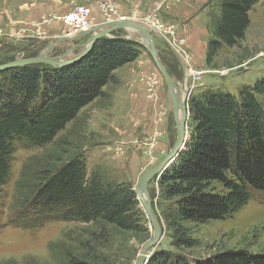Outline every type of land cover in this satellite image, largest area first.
Masks as SVG:
<instances>
[{
	"label": "trees",
	"instance_id": "16d2710c",
	"mask_svg": "<svg viewBox=\"0 0 264 264\" xmlns=\"http://www.w3.org/2000/svg\"><path fill=\"white\" fill-rule=\"evenodd\" d=\"M257 1L218 0L206 46L208 64L224 46L243 39ZM142 49L130 39L102 37L69 65L39 63L0 71V189L7 184L18 145L47 148L84 107L104 96L115 69L134 61ZM188 109L189 138L158 178L160 195L173 205L165 217L172 250L155 251L146 264H189L184 251L195 240L186 223L222 219L247 203L253 191L264 193V76L236 96L207 90L191 97ZM50 157L31 156L21 166L14 193L22 209L15 223L31 213L24 224L29 227L49 220L82 224L87 237L80 238L82 233L76 248L65 242L51 246L55 263L58 258L57 264H116L112 245L118 237L147 231L135 191L98 172L87 176L80 153ZM197 264H264V253L227 250Z\"/></svg>",
	"mask_w": 264,
	"mask_h": 264
},
{
	"label": "rangeland",
	"instance_id": "374dc122",
	"mask_svg": "<svg viewBox=\"0 0 264 264\" xmlns=\"http://www.w3.org/2000/svg\"><path fill=\"white\" fill-rule=\"evenodd\" d=\"M79 6L90 8L91 29L108 19H118L117 15L134 18L142 25L147 19L155 22L152 34L157 54L175 83L183 84L187 106L191 97L207 90L236 96L243 86H252L264 76V0H258L249 11L250 22L243 39L235 46H224L211 64L205 60L206 46L212 38L210 27L218 15V0H0V65L17 58L35 57L46 51L53 40L56 45L49 55L61 56L68 50L77 53L91 33L67 41L62 38L76 33L66 24L59 30L48 27L52 22H62L53 19L54 16H65ZM162 29L169 32V39L188 63L187 69L196 72L194 76L187 71L183 73L165 40L155 34H163ZM115 36L134 41L124 29L107 37ZM139 44L143 47L141 53H146L143 60L138 57L121 66H127L125 70L115 69L113 80L103 88L104 96L84 107L52 144L45 149L17 146L7 184L0 189V264L7 261L57 264L59 259L55 263L51 246L65 242L66 246L76 248L77 238L82 233L80 238L87 237L83 225L71 221L49 220L40 227L24 225L31 213L24 217L25 221L15 223L22 208L14 185L29 157L59 154L63 159L77 152L86 160L87 176L98 172L104 179L130 184L135 191L139 178L173 145L177 130L166 84L148 51ZM4 70L8 69L0 71ZM129 72L132 75L126 77L128 80L123 79ZM132 105L138 107L132 109ZM187 133L189 136V117ZM158 178L148 182L147 192L162 237L149 250L148 260L157 250H172L165 217L173 205L160 195ZM139 208L144 213L147 231L118 237L112 245L116 264H134L142 245L152 236V226L140 202ZM23 212L27 214L25 209ZM185 227L189 237L195 240L184 251L189 264L227 250L264 253V193L253 191L247 203L222 219L188 222ZM58 248V245L53 247ZM107 254L111 255L108 251Z\"/></svg>",
	"mask_w": 264,
	"mask_h": 264
},
{
	"label": "water",
	"instance_id": "95a60500",
	"mask_svg": "<svg viewBox=\"0 0 264 264\" xmlns=\"http://www.w3.org/2000/svg\"><path fill=\"white\" fill-rule=\"evenodd\" d=\"M118 29H124L127 31L129 37H133L134 41H137L141 43L145 49L150 54L157 70L161 74L167 90L168 94L170 96L171 105H172V113L175 119L176 124V138L173 143V145L169 148L167 153L162 157V159L152 168L147 170L138 180L137 185L135 186L134 190L136 192L137 198L144 209V212L150 221V224L152 226V236L149 240H147L141 247L137 258L135 259L134 264H146L148 261V257L150 255V249L156 246L162 237V228L159 222V219L157 218L153 208L152 204L149 199V195L147 192V184L148 182L153 178H157L161 175V173L170 166L173 162L167 164L177 153L176 158L181 150L178 151L179 146L184 143H186L187 137V119L189 117V109L187 106V95L186 90L184 93V97L181 102L178 101L174 87L176 89L184 88L183 84H180L178 86L173 77L168 73L167 69L162 64L154 42H153V30L148 29L147 27L143 26L140 22L130 20V19H115V20H109L102 22L97 27L90 29L88 31L79 32L73 36L69 37V40H74L79 37L85 36L89 33L91 35L87 38V40L81 45V48L77 51V53H73L72 50L66 51L64 55L61 56H51L49 55L50 51L52 50V47L55 44L54 40L50 43V45L46 48V51L41 52L39 55L31 58H17L13 61L3 63L0 65V70L2 69H9L16 66H23L28 64H34V63H44L48 64L54 67H63L66 65H69L73 62H76L77 60L83 58L92 48L93 44L102 37L110 36L111 32L118 30ZM130 29H133L135 32H131ZM132 30V31H133ZM155 34H158L161 38L165 40V42L168 45L169 50L171 53L175 56L176 60L178 61L181 70L185 74L187 67L183 61L184 56L181 54L177 48L170 42V39L166 36H164L161 33L155 32ZM62 39H68L67 37H64ZM59 42V39L56 40V43ZM61 42V41H60ZM69 52H71L69 54ZM67 53L69 54L67 56ZM188 66V63H187ZM181 107L182 114L181 117L178 116V107ZM175 158V159H176ZM175 161V160H174Z\"/></svg>",
	"mask_w": 264,
	"mask_h": 264
},
{
	"label": "built area",
	"instance_id": "2783aa9c",
	"mask_svg": "<svg viewBox=\"0 0 264 264\" xmlns=\"http://www.w3.org/2000/svg\"><path fill=\"white\" fill-rule=\"evenodd\" d=\"M110 10L113 11L111 8ZM121 17H124V16H120V15L116 16V18L118 19H120ZM53 19L62 21V23L66 24L76 34L79 32L88 31L92 27L91 10L87 6L76 7L73 10H71L69 13H67L65 16H62V17L54 16ZM108 20H111V19H108ZM147 23H148V26H151V28L156 27L155 26L156 23L151 21L150 19L149 20L147 19ZM160 31H162L163 35H166L169 38V34H168L169 32L163 29Z\"/></svg>",
	"mask_w": 264,
	"mask_h": 264
},
{
	"label": "bare ground",
	"instance_id": "6f19581e",
	"mask_svg": "<svg viewBox=\"0 0 264 264\" xmlns=\"http://www.w3.org/2000/svg\"><path fill=\"white\" fill-rule=\"evenodd\" d=\"M120 19H124L123 17H121ZM125 19H130V20H134V18H125ZM151 20V19H150ZM135 21V20H134ZM152 21V20H151ZM138 22V21H137ZM143 25H145L146 27L148 26V23H147V21L146 22H144L143 23ZM149 27V28H148ZM147 28L148 29H153V28H151V26H148ZM131 30V32H135L133 29H130ZM133 30V31H132ZM71 35V34H70ZM70 35H68V41H70L69 40V37H70ZM165 36V35H164ZM167 37V36H166ZM64 40H66V39H64ZM170 42L172 43V41H171V39H170ZM173 44V43H172ZM174 45V44H173ZM178 50V49H177ZM179 51V50H178ZM180 52V51H179ZM71 52H69V54H70ZM181 53V52H180ZM68 53H67V56L69 55ZM182 54V53H181ZM183 61H184V63H185V65L187 66V61L185 60V58L183 59ZM187 72H189L191 75H195L196 74V72H194V71H189L188 69L186 70ZM188 74H186V76H187ZM174 91H175V94H176V97H177V99H178V101L179 102H181L182 101V99H183V97H184V93H185V88H179V89H176L175 87H174ZM177 113H178V116L179 117H181V114H182V109H181V107L179 106L178 107V111H177ZM187 133V132H186ZM187 136H188V133H187ZM184 148V143H182L180 146H179V148H178V151L179 150H181V149H183ZM176 154L177 153H175V155H174V157L167 163V164H169V163H171V162H174V159L176 158Z\"/></svg>",
	"mask_w": 264,
	"mask_h": 264
},
{
	"label": "crops",
	"instance_id": "0c3cea01",
	"mask_svg": "<svg viewBox=\"0 0 264 264\" xmlns=\"http://www.w3.org/2000/svg\"><path fill=\"white\" fill-rule=\"evenodd\" d=\"M62 22H52V26H49L48 28H50V29H54V28H56V29H60L61 27H62ZM58 29V30H59ZM52 33V32H51ZM54 33V32H53ZM52 33V34H53ZM50 37H52V36H50ZM51 40V39H50ZM68 41V40H67ZM146 55V53L145 52H142L141 54H140V56H139V59H141V60H143L142 58H144V56ZM129 65V64H128ZM190 65V64H189ZM125 67H127V66H125ZM125 67H123V68H118V70L119 69H123V70H125ZM129 67V66H128ZM132 75V73L130 74V72L127 74V75H125V76H123V79H127L126 77H130ZM128 80V79H127ZM142 101H144V99L142 98ZM139 106H141V102H140V104H139ZM136 107H138V106H135V105H132V109H134V108H136Z\"/></svg>",
	"mask_w": 264,
	"mask_h": 264
}]
</instances>
